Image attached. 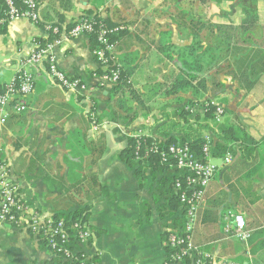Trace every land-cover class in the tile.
<instances>
[{
    "label": "crops",
    "instance_id": "1",
    "mask_svg": "<svg viewBox=\"0 0 264 264\" xmlns=\"http://www.w3.org/2000/svg\"><path fill=\"white\" fill-rule=\"evenodd\" d=\"M67 1L45 0L42 24L64 28L92 12L124 26L116 63L127 72L128 87L115 92L114 86L104 84L89 36L63 41L55 51L60 69L84 81L89 91L67 92L44 70L27 99L28 111L11 114L0 130V162L8 167L20 199L45 218L88 208L94 238L86 251L95 264H195L168 259L167 238L174 232L168 225L181 211L171 219L161 217L167 202L160 198L164 175L147 170L140 184L135 169L120 155L131 146L130 134L157 133L148 115L133 117L138 105L132 92L146 94L197 61L198 82L208 85L194 110L203 114L207 100L223 108L219 126L233 130V154L216 158L222 164L230 155L232 162L206 190L193 243L211 256L210 264H264V0ZM48 11L50 19L43 22ZM41 25L20 19L0 33V92L16 80L35 42L47 40L48 31ZM192 53L198 54L197 60ZM181 98L173 110L194 99L191 94ZM205 135L215 145L220 142ZM94 176L105 193L98 199L93 193L91 199L75 195L74 190L83 185L87 189L86 180ZM230 212L244 217L250 232L247 242L228 231L234 228ZM57 261L30 230L0 226V264Z\"/></svg>",
    "mask_w": 264,
    "mask_h": 264
},
{
    "label": "built area",
    "instance_id": "2",
    "mask_svg": "<svg viewBox=\"0 0 264 264\" xmlns=\"http://www.w3.org/2000/svg\"><path fill=\"white\" fill-rule=\"evenodd\" d=\"M42 9L40 0H0V26L20 19L40 25ZM56 25L45 24L44 28L47 29L48 34L58 35L60 31ZM124 30V26L96 29L93 20L82 19L76 22L68 33H61L59 38L45 47L35 42L30 54L21 63L16 80L7 85L3 93H0V130L6 125L11 114L20 115L28 111L27 99L34 92L36 77L44 70L67 92L85 94L89 91L84 81L69 77L58 65L55 51L64 40L79 35H87L90 38L91 35H95L97 45L93 53L103 70L102 80L107 86H115L121 74L120 66L116 63L117 43L113 42L111 37ZM86 98L89 99L90 96L87 94ZM89 101L92 102L90 99ZM91 115V119L96 121L94 113ZM223 115V109L218 107L217 123L221 122ZM130 138L135 141L136 161L145 163L158 155L161 164L175 163L179 171L180 180L177 182V188L180 191V203L186 211V225L182 234L174 231L168 235L167 245L175 251L168 258L169 261L183 263L186 260H193L196 256L195 264H210L211 256L195 247L193 232L205 201L206 190L220 169L232 162V157L228 155L220 166L214 164L213 160L216 159L217 152L210 137L204 138L203 160L196 158L189 145L167 147L155 141L156 139L148 144L146 141L150 136L141 132L130 134ZM228 220L234 224L233 229L228 228L232 236L240 242H247L250 232L247 230L244 217L230 212ZM4 224L17 229L30 230L45 242L55 258L62 260V264H95L86 251L94 238L88 221L80 218L68 224L64 219L45 218L33 211L20 199L18 189L10 179L8 167L0 162V226ZM222 264L241 263L227 260Z\"/></svg>",
    "mask_w": 264,
    "mask_h": 264
},
{
    "label": "trees",
    "instance_id": "3",
    "mask_svg": "<svg viewBox=\"0 0 264 264\" xmlns=\"http://www.w3.org/2000/svg\"><path fill=\"white\" fill-rule=\"evenodd\" d=\"M45 0H40L42 5L44 4ZM67 1V0H66ZM69 1V0H68ZM67 1V2H68ZM172 2H175V4L179 3V0H172ZM54 3L52 2L49 7H53ZM169 4L167 3L165 6L167 7ZM48 7V9H49ZM54 13L57 15V17H60V14L58 11H54ZM88 15H85L82 19H91L93 20V23L95 24V28L99 29L101 27H107V28H114L117 27V25L113 24L109 19L104 18L100 16L99 14H93L92 12H88ZM180 14V13H179ZM49 11L46 12L43 15V22L49 21ZM45 24V23H44ZM44 24H40L42 27ZM73 25H68L63 28L61 24H57L56 26L59 28L60 33L58 35H52L51 33L48 34L47 40H39L37 41L41 47H45L47 44L54 42L61 33L63 32H69ZM197 26V24H194ZM4 26H0V33H3L5 30ZM121 26V25H120ZM125 33V30L120 32L116 36H112L111 40L113 42L118 43V40L120 39V36H122ZM195 34V33H194ZM197 35V34H195ZM91 40L94 45V47L97 45L96 42V36L91 35ZM193 56H195V60L198 58L197 53H192ZM197 61L195 62V65L192 64L190 66H185L179 68V75H174L173 78L169 82L166 83H158L156 84L157 90L163 89V87L166 88V96L171 103L167 104L165 107L161 108L159 110V113L157 116H161L163 119L166 118V122H164L159 128L157 129V133L153 138L147 139V143L150 144L151 140H155L157 142H160L162 146H171V145H179V146H185L189 145L191 148V151L195 154L196 158L203 160L204 155L202 153L203 145H204V138L205 134H212L215 137H219L220 142L218 145H214L215 150L217 154L215 155L216 158H224L227 153H232V148L230 146L233 134V130L231 129H223L219 125L220 123L216 122V112L217 108L220 107L217 104L213 105L212 101L207 100L205 102V112L203 114H200L198 111L194 110L196 105L200 104V101L202 100L203 96H200L201 90H206L208 83H200L199 80V67L197 65ZM118 65V64H117ZM117 69V66L115 67ZM120 69V80L119 82L114 86L115 92L119 89H123V87H128L127 82L129 81V76L127 75V72L123 70L122 67ZM103 74V73H102ZM211 84V83H210ZM214 86V84H212ZM251 89V88H250ZM4 90L0 93H3ZM191 94L195 101H188L186 102V105L182 108L175 109L172 111H167L168 108H172L175 105H180L183 101L181 98L182 95ZM132 96L135 98V100H139V98L145 99L149 98L151 95L149 94H143L139 96H135L134 92H132ZM168 107V108H167ZM222 108V107H221ZM223 109V108H222ZM194 111V113L192 112ZM224 111V110H223ZM147 114H144L145 116ZM227 133V134H226ZM130 148L121 153L120 159L126 163L130 168L135 169V176L138 179L140 184H143L146 180V171L150 170L152 175H164V178L161 182V188H160V198H164L167 202L164 206L160 209V214L163 219L166 218H173L176 216L177 212L180 210L181 215L179 218L173 219L170 225H168L170 229H173L176 232H179L180 234L183 233L186 225V211L183 208L182 204L179 200V194L180 191L177 188V182L180 180L179 171L177 169V166L175 163L169 165V164H161L160 163V157L158 155H155L151 158V160L140 163L136 161L135 158V141L130 138ZM256 145V144H255ZM96 165V163L94 164ZM87 189H85V185L80 186L78 190H74L75 195H77L80 198H89L90 195L93 193V198L98 199L102 196V194L105 193L104 187L100 184V181L98 177L94 176L92 178H88L86 180ZM93 199V200H94ZM158 200V199H157ZM78 203V202H77ZM80 203V202H79ZM78 203V204H79ZM88 208H85L80 211L74 212V214L69 215H56V220L64 219L68 224H70V221H77L78 219L82 218L84 220H87L88 214H87ZM175 251L171 249L170 247L167 248L168 257H170ZM57 264H62V260L57 258ZM197 257L193 260H187V263H190L189 261H196Z\"/></svg>",
    "mask_w": 264,
    "mask_h": 264
},
{
    "label": "rangeland",
    "instance_id": "4",
    "mask_svg": "<svg viewBox=\"0 0 264 264\" xmlns=\"http://www.w3.org/2000/svg\"><path fill=\"white\" fill-rule=\"evenodd\" d=\"M146 94L151 95L149 98H146V102L145 99L142 98H139V100H135V98H133V102L135 103V105H138V110L135 113H133V117L140 118V116L147 114L149 116L148 117L149 123H154L152 127L156 128L157 130L158 126H161L164 122H166L164 121L166 120V118L163 119L161 116H157L159 110L165 107L167 104L171 103L172 101H170V99L167 98L165 87H163V89L161 90L160 89L157 90V88L155 87L154 90L150 89L146 91ZM122 103H124V99L122 101L120 100V104ZM172 110H173L172 108L167 109V111L169 112ZM217 160L218 159L213 160V163L220 166L221 163Z\"/></svg>",
    "mask_w": 264,
    "mask_h": 264
}]
</instances>
